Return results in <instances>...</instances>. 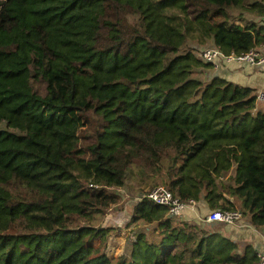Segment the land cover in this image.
Listing matches in <instances>:
<instances>
[{"label": "trees", "instance_id": "16d2710c", "mask_svg": "<svg viewBox=\"0 0 264 264\" xmlns=\"http://www.w3.org/2000/svg\"><path fill=\"white\" fill-rule=\"evenodd\" d=\"M263 44L264 0H0V264H257L146 198L121 255L101 223L137 184L264 232V102L201 58Z\"/></svg>", "mask_w": 264, "mask_h": 264}, {"label": "crops", "instance_id": "0c3cea01", "mask_svg": "<svg viewBox=\"0 0 264 264\" xmlns=\"http://www.w3.org/2000/svg\"><path fill=\"white\" fill-rule=\"evenodd\" d=\"M259 38H262L260 36ZM260 51L264 50V44L258 46ZM206 80L212 78H221L230 83L252 89L256 94L258 91L264 90V68L251 66L244 63H218V66H213V69L204 74ZM201 207L202 215L205 218L212 211L200 201L194 207H187L179 220H187L194 223H204V220L195 221L192 217L196 216L197 210ZM183 218V219H182ZM211 225H219L220 233L233 241L237 245V252L242 254L246 247H252L257 255H264V232L252 227L246 218H242L239 222L233 225H224L222 223H210ZM153 231V230H152Z\"/></svg>", "mask_w": 264, "mask_h": 264}, {"label": "built area", "instance_id": "2783aa9c", "mask_svg": "<svg viewBox=\"0 0 264 264\" xmlns=\"http://www.w3.org/2000/svg\"><path fill=\"white\" fill-rule=\"evenodd\" d=\"M201 58L213 66H218V63H244L251 66L264 68V50L260 51L259 48L250 50L248 53L240 56H225L218 48H207L202 50ZM256 102H264V90L256 93ZM155 205L168 208V214L172 217L180 218L183 211L187 207H194L197 202L190 200L187 203L175 199L171 192L164 187H154L142 196ZM206 223H222L224 225H233L242 220V215L238 211L227 210H214L204 219ZM258 263L264 264V255H257Z\"/></svg>", "mask_w": 264, "mask_h": 264}, {"label": "rangeland", "instance_id": "374dc122", "mask_svg": "<svg viewBox=\"0 0 264 264\" xmlns=\"http://www.w3.org/2000/svg\"><path fill=\"white\" fill-rule=\"evenodd\" d=\"M263 103L256 102V107L260 109V106ZM3 124L0 125L2 127ZM150 189L144 190L140 193V188L137 184L129 185V188H124L118 190V193L121 195V202L119 205L113 207L110 212L106 215L101 225L103 227H111L112 233L108 238L106 243V249L111 256L116 257L123 253L125 242L130 236L135 235L133 232L145 231V226L142 223H133L131 222L132 209L134 204L138 199L145 194ZM201 207L196 212V216L192 217L193 220L198 221L199 219L203 220ZM201 224V223H199ZM110 228V229H111ZM153 226L150 227L151 230H148V234L152 233ZM98 245V242L96 243Z\"/></svg>", "mask_w": 264, "mask_h": 264}]
</instances>
